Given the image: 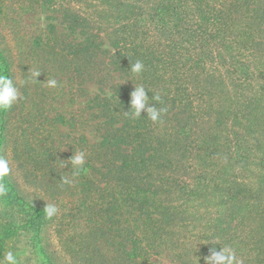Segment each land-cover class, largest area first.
<instances>
[{"label": "rangeland", "instance_id": "obj_1", "mask_svg": "<svg viewBox=\"0 0 264 264\" xmlns=\"http://www.w3.org/2000/svg\"><path fill=\"white\" fill-rule=\"evenodd\" d=\"M260 16L264 0H0V49L9 76L26 81L23 99L0 110V158L10 167L0 177V234L12 233L0 238V257L11 249L20 264H206L210 249L228 247L236 264H264ZM137 60L139 75L127 69ZM135 85L159 94L162 123L142 110L130 123L139 126L124 130ZM117 128L133 131L125 141L145 157L158 148L146 171L160 215L128 258L116 180L130 145L113 142ZM79 150L86 171L73 176L61 160ZM49 203L54 217L33 218L32 206ZM108 206L103 235L87 233Z\"/></svg>", "mask_w": 264, "mask_h": 264}, {"label": "trees", "instance_id": "obj_2", "mask_svg": "<svg viewBox=\"0 0 264 264\" xmlns=\"http://www.w3.org/2000/svg\"><path fill=\"white\" fill-rule=\"evenodd\" d=\"M158 6L159 7L163 6V7H161V9H162V11L166 10V11H164V13H166L165 15H167L169 13L168 12L169 8L165 7L166 6L165 4H159ZM205 11L206 10L203 9L204 13H205ZM125 13L127 14L130 12H125ZM256 17H259V15H257ZM70 19H72V21H70V23H69V31L73 32L76 30L78 22L75 24V21H73L74 18H70ZM259 20H260L259 23L264 24V17L263 16H260ZM67 27L68 26H66V28ZM52 28H53V26H52ZM90 40H86V42L84 44H77V47H80L78 49V51H82V52L84 50L87 51L89 48V45H86V44ZM132 59H134V57L130 56L129 60L132 61ZM9 67L10 66H9L8 59L5 56V54L3 53V51L0 49V70H1L0 73L9 76ZM127 69H129V66L127 67ZM127 106L130 107V101H128ZM127 111H128V109H127ZM127 117H128V115H127ZM109 120H113L112 115L109 117ZM131 122H132V119L130 118V121L127 122L128 125L124 123V126H125L124 130L127 127L130 130V128L133 129L136 126H139V124H138V125L133 127L132 125H130ZM145 126H146V124L144 125V127ZM117 132H123L122 128H117L113 133L110 134V136L116 137L115 140L112 139L113 142L116 145L119 144L118 147L121 145V143H124V142L130 145V146L128 145L130 147L129 152L126 154L125 153L126 151H125L120 158V164L118 166V170L121 173L119 172V175H118L117 180H116L118 182V189L116 192L119 194L118 195L119 207L117 208V210L120 209V211H121L119 214V216H121V218L120 219L117 218L118 220L116 221V223L118 222V224L120 225L119 221L121 219L123 220V226L120 225L122 228L119 229L121 231V234H119L120 241H121L120 247L122 248L121 249L122 254H123L122 256L123 257L125 256V258H128V257H131L135 254V249L139 250V248L141 247L140 235L145 236L148 234V232H151V227L148 225V223L150 221L153 222L154 217H158L160 215V213L157 211V207H155L157 199L155 198L154 201L152 200L153 197H155V194L157 192V186H155L154 188L152 186L150 188L151 184H149V178L148 177L151 174H150V172L146 171L148 169V165L146 163H148L151 160V157L154 156V153L158 148L154 149L153 154H150V155L145 157V156H143L144 152H143L141 145L138 144L140 149L133 146V144L135 143L133 141V138H132V140L128 139L127 141H125V139L127 137H131V134L133 136V131L132 132L128 131V133L126 131L125 136H120V135L115 136V134H117ZM108 139H109V137L104 138V142L108 141ZM149 140H151V139H149ZM1 142H2V140H0V146H1ZM131 142H132V144H131ZM151 143H153V142L150 141L149 144L151 145ZM138 174H140V175H138ZM262 175H263L262 177H264V167H262ZM137 177H138V180L134 181L133 179L137 178ZM157 197L159 198V196H157ZM129 203H133L136 205L135 206H128ZM109 208H111V206H108L107 208H105L106 210H103V216L101 214L98 215V218L96 219L95 222H93L94 224L89 227V232H87V233H89L91 235H95L96 237L97 236L101 237L103 235L104 232H103L102 225H104V228H105V224L108 222V221H106L107 218L104 217L105 216L104 211H107ZM32 209L34 210L33 218H35V217H39L40 219L43 218V216H44L43 208H36V207L32 206ZM99 216H100V218H99ZM102 219H104V222L101 223ZM108 220L113 221V218H110V216H109ZM137 222H140L142 224V225H140V227H142L141 234H137V232H136ZM9 233H10V231L5 236H1V234H0L1 240H5L4 238H6V237L10 238L12 236V233L10 235H9ZM121 260H122V258H121ZM117 263H118V260H117ZM131 264H135V262L132 261Z\"/></svg>", "mask_w": 264, "mask_h": 264}, {"label": "clouds", "instance_id": "obj_3", "mask_svg": "<svg viewBox=\"0 0 264 264\" xmlns=\"http://www.w3.org/2000/svg\"><path fill=\"white\" fill-rule=\"evenodd\" d=\"M144 70V64L142 61L137 60L129 66V71L132 74L139 75ZM40 71H33L31 79L38 81L36 77L40 74ZM26 81L21 79L15 81L14 78L0 73V110L10 109L16 102L23 99L20 94L18 84L22 86ZM45 86L55 89L58 86V82L55 78H49L45 82ZM145 87L143 85H135L134 90L130 93V107L125 114L131 119H135L141 116V111L146 113L148 119L153 123H162L163 116L167 113V107H157L156 103L161 101L159 94H154L149 97L146 94ZM151 101H154V105H150ZM86 153L83 150L72 152L68 160H61V167H71L73 176L79 175L82 171H86L84 168ZM66 161V163H65ZM10 172L9 161L4 158H0V177L7 175ZM63 183L69 184L71 181L67 177L62 178ZM5 191L3 186H0V194ZM58 212V207L55 204H45L43 208V214L46 218L54 217ZM206 264H236L235 252L228 247H224L216 251L215 248L210 249V255L206 256ZM0 264H20L18 260V254L11 249L6 250L3 256L0 257ZM197 264V262H196Z\"/></svg>", "mask_w": 264, "mask_h": 264}]
</instances>
